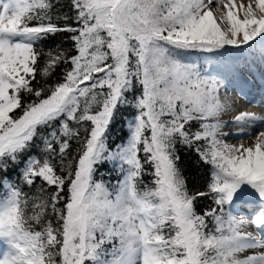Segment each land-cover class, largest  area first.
Here are the masks:
<instances>
[{
    "label": "snow or ice",
    "instance_id": "obj_1",
    "mask_svg": "<svg viewBox=\"0 0 264 264\" xmlns=\"http://www.w3.org/2000/svg\"><path fill=\"white\" fill-rule=\"evenodd\" d=\"M0 264H264V0H0Z\"/></svg>",
    "mask_w": 264,
    "mask_h": 264
},
{
    "label": "trees",
    "instance_id": "obj_2",
    "mask_svg": "<svg viewBox=\"0 0 264 264\" xmlns=\"http://www.w3.org/2000/svg\"><path fill=\"white\" fill-rule=\"evenodd\" d=\"M45 47H47V45ZM201 67L203 66L201 65ZM126 131V127L121 130V128L118 126L116 129H114V134L115 136H123L126 134ZM181 155V167L185 169V175L188 177L189 187H203L208 169L205 166L198 164L194 156L187 155L183 152ZM104 178L106 180L108 179V173H105ZM146 183H150V178L146 177ZM201 207H203V205H201Z\"/></svg>",
    "mask_w": 264,
    "mask_h": 264
},
{
    "label": "rangeland",
    "instance_id": "obj_3",
    "mask_svg": "<svg viewBox=\"0 0 264 264\" xmlns=\"http://www.w3.org/2000/svg\"><path fill=\"white\" fill-rule=\"evenodd\" d=\"M202 66H203L202 69L211 68V65L208 64L207 62L203 63ZM224 119H230V117L229 116H225ZM230 142H234V141H230Z\"/></svg>",
    "mask_w": 264,
    "mask_h": 264
},
{
    "label": "bare ground",
    "instance_id": "obj_4",
    "mask_svg": "<svg viewBox=\"0 0 264 264\" xmlns=\"http://www.w3.org/2000/svg\"><path fill=\"white\" fill-rule=\"evenodd\" d=\"M241 103H243V102H241ZM248 110L249 111H257V112L260 111V109L258 107H252V106H249Z\"/></svg>",
    "mask_w": 264,
    "mask_h": 264
}]
</instances>
